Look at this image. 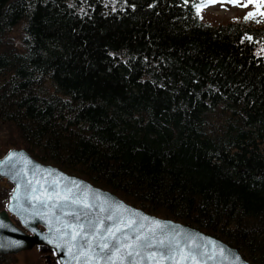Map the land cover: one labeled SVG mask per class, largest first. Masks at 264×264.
I'll return each instance as SVG.
<instances>
[{
  "label": "trees",
  "instance_id": "1",
  "mask_svg": "<svg viewBox=\"0 0 264 264\" xmlns=\"http://www.w3.org/2000/svg\"><path fill=\"white\" fill-rule=\"evenodd\" d=\"M0 131L264 264V24H208L193 0H0Z\"/></svg>",
  "mask_w": 264,
  "mask_h": 264
},
{
  "label": "water",
  "instance_id": "2",
  "mask_svg": "<svg viewBox=\"0 0 264 264\" xmlns=\"http://www.w3.org/2000/svg\"><path fill=\"white\" fill-rule=\"evenodd\" d=\"M10 154L22 155H13L11 160H7ZM35 165L40 166L37 179L44 184L45 189L48 192L59 191L61 195L69 197L67 201L31 199V187L26 188L25 185L33 178ZM17 173L21 174L17 175ZM0 178L12 184L6 207L0 210V254H14L38 246L41 250L45 248L52 251L57 264H105L104 253L93 255L92 261H87L81 256L79 245L83 244V241L79 237L75 241L71 240L72 229L64 228V224H86L88 220L96 223L99 220L100 231L96 234L99 237L106 234L105 229L123 220L125 223L129 221L134 223L130 228L121 225L122 231L117 233V236L122 239L127 235L129 238L128 241L122 242L135 244L137 234L146 236L153 242L152 249L143 250L144 255L150 251L159 252L161 249L155 241L165 239L167 243L173 245L178 243L185 252L190 251L187 248L189 243L200 245V251H206L213 258L202 256L199 258V264H251L243 259L237 249L220 239L188 225L149 214L84 179L69 175L56 166L35 160L25 149H10L0 158ZM52 181L58 183L54 185ZM18 184V194H14ZM35 186L38 195L40 186L39 184ZM14 195L16 198H13ZM73 199L87 200L92 207L85 209L81 204H72ZM101 208L104 211H101ZM72 213L79 214L80 220L77 221ZM9 215L17 219L20 227L10 219ZM109 215L113 217L112 220L105 219ZM157 223L160 227L156 226ZM86 231L91 235L90 230L86 229ZM99 242L98 239L93 238L94 246ZM109 243L111 245L112 241ZM69 247H72L71 253L68 251ZM83 251L88 249L84 247ZM115 264H152V262L144 259L143 256L135 258L124 256L122 260H116ZM162 264H173V261L165 259ZM180 264H192V262L180 261Z\"/></svg>",
  "mask_w": 264,
  "mask_h": 264
},
{
  "label": "snow or ice",
  "instance_id": "3",
  "mask_svg": "<svg viewBox=\"0 0 264 264\" xmlns=\"http://www.w3.org/2000/svg\"><path fill=\"white\" fill-rule=\"evenodd\" d=\"M187 2V0H186ZM234 4V6H243L247 7V4L241 5L239 3V0H230ZM251 2V0H250ZM261 5H264V0H261ZM208 6V0H201L200 3H196V0H193V7L196 8L197 14L199 15L201 9L203 7ZM261 15H264V13H260ZM253 13H249L247 16H245V20L252 18ZM247 39H250V37H246ZM13 155H22V154H10L6 159L11 160L13 158ZM30 163V161H29ZM40 172V166L35 165L34 166V173L33 178L31 180H28L25 187H31V199L33 201H47L56 199L59 200H65L67 201L69 199L66 195H61L59 191L54 192H48L47 189H45L44 184H41L39 179H37V175ZM21 173H17V175H20ZM26 175V173H24ZM52 173H49L51 175ZM47 183V181H45ZM58 181H52V184H57ZM36 184H39L40 191L37 195V188ZM73 184H75V181H73ZM19 190V184L17 185V188L14 189V194H18ZM13 198H16L14 195ZM98 199V197H97ZM72 204H81L83 208L89 209L92 207L87 200H77L73 199L71 200ZM47 206V205H45ZM55 207V205H53ZM101 211H104L103 208L100 209ZM72 215L75 216V219L77 221L80 220V215L76 213H72ZM105 219L112 220L113 217L111 215L105 217ZM132 223L134 221H129L125 223L123 220H121L119 223L114 224L111 227H108L105 229V235L97 237L96 234L100 231V221L97 220L96 223H93L92 220H88L86 224L80 223V224H64V228H71V240L75 241L77 237H79L83 244L79 245L81 248L80 255L83 256L87 261H92L93 255H98L99 253H104V261L105 264H115L116 260H122L124 256H127L129 258H135L143 256L144 259L151 261L152 264H162V261L167 259L169 261H173V264H180V261H191L192 264H199V258L202 256H207L208 259H212L213 257L209 255L206 251H200V245L189 243L187 245V248L190 249V251L185 252L182 248H180L179 244L176 243L173 245L172 243H167L165 239H161L158 241H155V244L159 246L161 249L159 252L156 251H150L147 252L146 255H144L143 250L145 249H152L153 248V242L149 240L146 236L137 234L135 237V244L132 243H124L122 241H128V236L124 235L121 239V237L117 236V233L121 232V225H124V227L130 228L132 226ZM157 227H160L159 223L156 224ZM90 230L91 235H89V232L86 231ZM93 238L98 239L100 242L94 246L93 244ZM109 241H112L111 245ZM86 247L88 251H83V248ZM98 249V253H97ZM129 249H134V251H129ZM221 250H223V246H221ZM69 253L72 252V247H69L68 249ZM179 257V259H177ZM238 259V258H237Z\"/></svg>",
  "mask_w": 264,
  "mask_h": 264
},
{
  "label": "rangeland",
  "instance_id": "4",
  "mask_svg": "<svg viewBox=\"0 0 264 264\" xmlns=\"http://www.w3.org/2000/svg\"><path fill=\"white\" fill-rule=\"evenodd\" d=\"M241 5L247 4V7L234 6L230 0H208V6L203 7L198 15L201 21L211 25L224 24L230 21L245 20V16L253 13L252 18L245 21L253 22V24H264V5L261 0H239ZM17 31L13 29L9 35L14 36ZM7 134L0 131V158L7 152L5 139ZM12 190V184L6 179L0 178V210L5 209L9 195ZM48 257L45 252L36 248L19 251L14 254L6 255L3 260L7 264H46Z\"/></svg>",
  "mask_w": 264,
  "mask_h": 264
},
{
  "label": "flooded vegetation",
  "instance_id": "5",
  "mask_svg": "<svg viewBox=\"0 0 264 264\" xmlns=\"http://www.w3.org/2000/svg\"><path fill=\"white\" fill-rule=\"evenodd\" d=\"M3 209H4V208H3ZM1 210H2V209H1ZM9 217H10V219L13 221V219H12V217H13V216H11V215H10ZM13 222H14V221H13ZM14 223H15V222H14ZM22 229H23V228H22ZM23 230H25V229H23ZM32 248H36V249H38V250H41V249H39V247H38V246H33ZM32 248H30V249H32ZM30 249H29V250H30ZM25 251H26V250H25ZM41 251L45 252L47 256H50V255H51V253H53L52 251H48V250H47V249H45V248H44V249H42ZM0 255H10V254H0ZM52 256L54 257V255H53V254H52Z\"/></svg>",
  "mask_w": 264,
  "mask_h": 264
}]
</instances>
